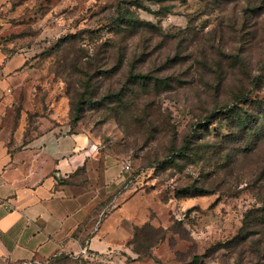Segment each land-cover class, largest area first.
<instances>
[{
  "label": "rangeland",
  "instance_id": "rangeland-1",
  "mask_svg": "<svg viewBox=\"0 0 264 264\" xmlns=\"http://www.w3.org/2000/svg\"><path fill=\"white\" fill-rule=\"evenodd\" d=\"M125 10L157 31L124 39L117 70L114 45L121 37L113 20ZM5 19L4 48L27 53L31 70L15 90V114L24 110L46 127L72 119L90 133L100 151L129 165L126 185L139 193L135 209L145 218L117 252L119 259L110 253L96 260L60 253L0 264H264L261 223L245 229L254 220L245 218L248 210L264 195L254 194L247 173L231 180L233 194L178 196L186 184L206 179L199 172L217 184L211 167L160 164L186 135L195 147L214 144L217 122L203 138L189 135L216 101L250 89V98L264 99V86L256 79L264 74V0H15ZM72 62H94L88 68L95 74L91 93ZM131 65L169 87L140 94L124 109L116 96H104L123 88ZM220 130L225 132L224 126Z\"/></svg>",
  "mask_w": 264,
  "mask_h": 264
},
{
  "label": "crops",
  "instance_id": "crops-1",
  "mask_svg": "<svg viewBox=\"0 0 264 264\" xmlns=\"http://www.w3.org/2000/svg\"><path fill=\"white\" fill-rule=\"evenodd\" d=\"M12 3L0 0V34ZM27 61V53L7 55L0 47V261L85 257L75 253L83 248L119 259L145 218L135 209L139 193L90 133L70 124L31 123L24 110L15 119V90L31 72Z\"/></svg>",
  "mask_w": 264,
  "mask_h": 264
},
{
  "label": "trees",
  "instance_id": "trees-1",
  "mask_svg": "<svg viewBox=\"0 0 264 264\" xmlns=\"http://www.w3.org/2000/svg\"><path fill=\"white\" fill-rule=\"evenodd\" d=\"M14 3L15 0H13L12 5ZM113 21L115 26L114 32L121 37L117 41V45H114V47H117V52L116 63L113 65L118 70L124 57L121 42L134 34L142 35L146 31L156 32L157 28L150 22L140 20L128 10L119 12ZM0 47L7 55L13 54L4 48V40H0ZM71 65L72 68L77 69L86 76L84 88L91 93L92 86L90 85V80L95 74L92 75L88 68L93 67L94 62H87V66H78L76 62H72ZM102 70L106 71L105 69ZM263 78L264 74L256 77L257 84L260 83L264 86ZM149 79L153 81H149ZM167 87L169 86L164 80L157 79L156 77L153 79L147 74L136 73L133 65H131L127 70L123 88L114 94H106L104 97L116 96L125 109L134 98L140 97V94L147 95L150 92L157 94L161 89L165 90ZM251 93L252 89L239 91L234 93L230 100L222 103L216 101L203 117L197 118L196 122L193 123L189 136L195 137V134H198V139H200L209 134V126L217 122V131H215L217 134L214 137L212 136L215 140L214 144L204 141L195 147L192 146V141L189 138L187 139L188 135H186L180 146L175 148L160 163H164L165 166L163 167L172 166L175 169L182 168L185 166V163L195 164L201 169L202 166H199V163H206L207 166L211 167L212 175L217 178L216 184L213 181L214 179L206 176L204 172H199L206 179L194 185L186 184L184 187L188 188H180L177 192L178 196L205 195L216 191L221 194H233L234 187L230 183L231 180L237 181L244 173H247L249 177L246 183H249L253 188L254 194L257 196L264 195V99L257 97L250 98ZM17 114L15 115V119L17 118ZM32 117L27 113L28 121L31 123L34 122L31 119ZM69 124L75 126L72 119ZM222 126H224L225 132L220 130ZM212 160H214V163ZM204 184L207 185L206 188ZM255 189L256 191H254ZM248 216L249 218H254V220L253 223L250 221V225L246 226L245 229L250 231L251 228L258 225L255 224L258 221L261 223L259 233L264 238V196L257 208L248 210L245 218H248ZM143 226L134 227L131 239L136 235V231Z\"/></svg>",
  "mask_w": 264,
  "mask_h": 264
},
{
  "label": "built area",
  "instance_id": "built-area-1",
  "mask_svg": "<svg viewBox=\"0 0 264 264\" xmlns=\"http://www.w3.org/2000/svg\"><path fill=\"white\" fill-rule=\"evenodd\" d=\"M124 168H125V169H128V168H129V165L125 164V165H124ZM81 252L83 253V255H84L85 257L90 256V257H92V259L98 257L96 254H93V253L89 252L86 248L81 249Z\"/></svg>",
  "mask_w": 264,
  "mask_h": 264
}]
</instances>
